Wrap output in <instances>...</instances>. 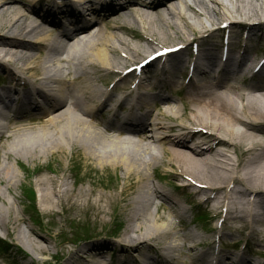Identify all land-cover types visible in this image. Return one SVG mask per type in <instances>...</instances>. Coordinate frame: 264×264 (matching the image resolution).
Here are the masks:
<instances>
[{
	"label": "bare ground",
	"instance_id": "obj_1",
	"mask_svg": "<svg viewBox=\"0 0 264 264\" xmlns=\"http://www.w3.org/2000/svg\"><path fill=\"white\" fill-rule=\"evenodd\" d=\"M5 1L0 0V66L9 72H25L29 89L40 97L38 102L24 99L18 110H37L43 115L39 126L32 130L22 125L9 130L8 125L0 122V138L4 142L0 143V155L14 158L23 152L29 157L65 156L73 149H80L98 169L118 171V177L110 185L111 191L98 193L94 198L86 196L85 205L95 216L118 214L123 217L124 224L115 241V247L122 253L116 260L107 262L102 259V251L111 249L114 242L90 240L77 250L69 251L62 264L76 262L82 258V251L88 257L82 264H149L150 261L170 264L161 260L173 256L178 246L175 240L187 238L190 233L178 223L170 225L159 221L163 214L149 208L153 199L160 201L159 196H164L149 177L159 170L189 176L191 181L207 187L200 191L233 184L230 189L237 193L236 199L241 197L252 202L254 211L248 210L251 224L264 228V144L258 142V134L264 129V84L226 81L224 77L216 79L206 74L197 78L185 101L178 106H170L173 100L158 92L155 96L160 103L169 105H156L158 110L145 130L141 127H145L149 112L134 114L140 101L152 99L153 95L135 90L126 119L131 129H141L138 138L110 134L109 125L107 131H98L92 120L93 116L98 118V111H102L106 103L117 99V105H124L133 92L121 93L114 99V93L96 86L95 77L103 72L113 73L127 61L153 50L155 42L196 33L198 29L184 15L185 8L197 15L214 11L223 12L221 15L230 12L264 17V0H226L224 3L221 0H128L125 6L128 15L120 22L105 16L100 19L102 26L98 23V12L91 8L86 15L59 13L63 23H57L55 16L50 15L39 23L35 6L21 4L18 8H8L11 2ZM86 7L89 8V4ZM261 30L264 34V26ZM74 35L78 37L72 40ZM200 40L205 41V38ZM207 54H210L209 49L201 45L196 62L205 71L214 64L206 58ZM147 76H142L143 81ZM139 86L145 87L143 82L136 88ZM26 92L28 94V88ZM2 106L5 104L0 98V120L5 118ZM177 125L200 128L199 140L188 141L182 131L169 134L168 128ZM16 183V172L7 164L2 165L0 184L10 188ZM37 184L46 190L42 193L43 201L55 203L62 199L57 177L44 175ZM64 189L65 197L74 199L71 188L64 186ZM82 194L83 191L78 193L80 196L74 200H79ZM154 206L156 210L161 208L158 203ZM11 211V204H0V227L6 234L14 235L28 253L29 261L37 262L38 255L49 252L50 237L29 225L18 227L23 220L16 214L9 220ZM233 211H237L230 217L234 222L248 214L241 212L236 204ZM180 212L176 205L173 213ZM246 229L249 230V225ZM155 246L154 256L144 252L148 260L138 262L130 258L132 250H150Z\"/></svg>",
	"mask_w": 264,
	"mask_h": 264
},
{
	"label": "rangeland",
	"instance_id": "obj_2",
	"mask_svg": "<svg viewBox=\"0 0 264 264\" xmlns=\"http://www.w3.org/2000/svg\"><path fill=\"white\" fill-rule=\"evenodd\" d=\"M21 3V0H16L14 2L11 1V3H9L8 8H18L21 6ZM122 10L124 11L123 15L127 16V8ZM221 13H215L214 11H210V13H206L205 15L201 16L193 14L186 8L184 9V15L187 17V20H189L194 26L208 24V22L215 23L217 20L219 22V20L221 21V19L228 17L226 15L232 14L229 12L227 14L221 15ZM100 16L102 19L104 18V15L100 14ZM235 17L240 18L242 22H249V20H264V17L262 16H242L240 15V13H233V18ZM109 18L110 20H112L111 17ZM36 21L40 23L38 18ZM177 23L180 25V20L177 19ZM253 28H255V26L251 25L248 26V30H246L248 31L249 35L252 34L250 38H254ZM246 31H244L243 34L237 32L236 34L232 33V35H244ZM231 32L232 31H230V33ZM219 33H217L216 36H213L211 38L217 40L219 37ZM250 38L247 36V39ZM177 41L179 40L170 39L167 42H162L166 44H174L177 43ZM208 43L210 44L212 42ZM248 44H250V42H247V46ZM9 67L12 68L11 65H9ZM4 69L5 68H3L2 66L0 67V86L2 87L6 85V82L2 81L3 76L5 75L4 72L6 71ZM147 70L148 68H146L144 72H146ZM104 76L105 75H99L98 77H95L93 82L96 84V86L98 85V87H103L101 81L103 82L104 79L101 80V78ZM105 78H107V80L109 79L108 77ZM175 105H179L178 101H176ZM153 111L154 110L151 109V112L147 116L148 120L145 124L146 126L148 122H150V119L153 115ZM14 120L15 119H12L7 122L4 119H1L0 121L3 123L5 122L4 125H8L9 130L16 129V125L28 126V128L31 130L36 129L39 126V124L29 121L14 124ZM263 134L264 133H262L260 137H264ZM258 142L264 144V139H259ZM0 143H4L2 138H0ZM7 146L11 148L10 145ZM156 151H159V149H156ZM17 154L18 155L14 158H6L0 155V167L4 164H7L17 174V183L14 186L10 188H5L4 184H0V204L7 203L12 205V211L9 212L8 219H12V217L16 214V216L23 220V222L18 223V227L26 228V226L29 225L34 230L36 229L37 231L48 235L50 237L48 250L49 252L46 254L42 253L38 255L37 262L35 261L36 263H33V261H29L28 253L16 242L14 235L12 233L6 234L5 231L0 227V264H62L68 258L67 256L69 251L77 250L78 246L82 243L96 239H103L112 243L114 242V244H112L111 249L106 248L103 250L110 251L109 253L112 254L111 257L113 258V260H116V258L122 253V250L117 249L115 247V241L118 237V233L120 232L124 224L123 217L115 213V216L106 214L95 216L91 213V208L85 205L86 196L94 198L95 195L98 193H108L109 191H111L110 185L114 182V178L110 176L108 170H106V168L102 170L98 169L97 166L92 164L90 158L85 157V155L80 149H73V151L66 154L65 156H58L55 154H43L37 157H29L26 156L23 152H19ZM18 165H21L26 168L28 170V173H24ZM44 175H48L52 178L57 177L58 179L59 184L57 188L60 191L62 190L63 197L58 201L56 200L55 203H50L49 201L45 202L41 199L43 196V191L46 192V190L43 188V186L37 184V180L39 179V177H42ZM63 180H65V183L63 182ZM166 181L167 179H164L160 182V185H164V187L168 191H170V199H168L167 202L178 203L179 206L182 205L184 209L187 208V211L184 212V209L181 206L180 215H183L182 221L191 222V214L189 212V209L191 210V212L198 211L199 209L206 207L208 201L200 200L197 196V193H194V191L192 192L190 189H188L189 187H181V189H177V193H175V189V191H173L170 186H166ZM25 185H27V187ZM28 186H30L34 190L35 207L38 213L37 217L35 215V212L33 211V208H31L32 206H30V204L26 202V198L22 194V190L25 187L28 188ZM64 186L71 188L72 195H74V199H77V197L80 196L77 194L81 193V191H83L84 195L82 194L79 200H71L70 197L66 198V195L63 194L66 193ZM64 198H66L67 200ZM218 199L221 198H216V200H214L215 203L213 204V206L209 204L211 211H213V207L215 206ZM243 199L244 198L239 197L238 200H236L233 197L229 196L228 200H230V208H232L236 204L241 208L242 212L244 209ZM71 201H75V203L71 204ZM155 203H158L157 199H153V202L149 207L150 210H152L153 212L155 211L158 214H163V216L160 218L161 220L159 221H166L170 223V225H172V223H174L173 221L175 220V218H169V211L167 209V205H164L163 207L156 210L154 206ZM166 219H169V221H167ZM241 221L242 219L236 223H241ZM189 229L192 232H195L193 235L195 237H193L194 241H197L200 238L202 232L211 233L210 229L205 230V227L201 228V225L195 222H192L190 224ZM260 230H264V228ZM2 240H5V244L1 243ZM175 241L178 246L173 256H166L161 261L169 260V262L171 261L173 264L178 261L179 263L185 261L186 253L191 251V248L189 247V249H187L184 245L185 242L183 244L181 238L176 239ZM155 250L156 246L150 250H146V248L142 249V255L139 257H142L143 260H148L147 255H145V253L147 252L148 254L154 256ZM186 250L189 251L186 252ZM136 251L137 250H135V252ZM83 255L85 254L82 251V257ZM72 261L73 260H71V262ZM199 262H201V260H199ZM149 264H154V262L150 261Z\"/></svg>",
	"mask_w": 264,
	"mask_h": 264
}]
</instances>
